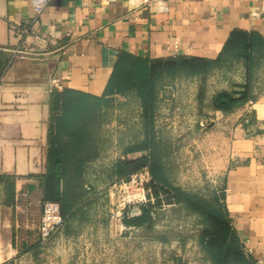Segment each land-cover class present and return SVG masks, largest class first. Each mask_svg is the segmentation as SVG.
<instances>
[{
    "label": "crops",
    "instance_id": "0c3cea01",
    "mask_svg": "<svg viewBox=\"0 0 264 264\" xmlns=\"http://www.w3.org/2000/svg\"><path fill=\"white\" fill-rule=\"evenodd\" d=\"M31 15V0H0V264H75L63 240L87 204L82 180L64 227L37 241L54 91L103 96L123 51L147 60L216 58L234 29L257 31L264 40V0H50L39 19L50 49L15 51L19 37L10 23H27ZM257 61L264 64V54ZM51 78L62 88H53ZM252 98L239 126L257 131L235 139L223 201L244 252L264 264V88Z\"/></svg>",
    "mask_w": 264,
    "mask_h": 264
},
{
    "label": "rangeland",
    "instance_id": "374dc122",
    "mask_svg": "<svg viewBox=\"0 0 264 264\" xmlns=\"http://www.w3.org/2000/svg\"><path fill=\"white\" fill-rule=\"evenodd\" d=\"M226 68L206 76L162 79L153 110L152 141L169 181L209 199L224 193L225 174L234 164L235 139L257 131L239 126L247 116L246 101L226 111L216 108L217 93L236 97L246 80L242 61ZM253 69L255 101L264 88V64L256 61ZM107 98L94 139L98 158L82 175L87 204L72 225L74 233L63 240L73 248L75 264H210L199 243L202 225L197 214L170 202L163 192L155 196L146 185L151 180L147 169L127 177L112 172L116 159L135 155L124 149L145 137V118L136 93ZM143 205L150 207L149 223L126 225L123 216ZM63 227L64 223L55 232Z\"/></svg>",
    "mask_w": 264,
    "mask_h": 264
},
{
    "label": "trees",
    "instance_id": "16d2710c",
    "mask_svg": "<svg viewBox=\"0 0 264 264\" xmlns=\"http://www.w3.org/2000/svg\"><path fill=\"white\" fill-rule=\"evenodd\" d=\"M264 54V40L254 30L234 29L225 40L216 58L198 55H179L161 59H142L128 52H121L115 61L105 94L95 96L70 90L54 91L51 101L49 126L50 146L47 156V171L44 174L43 200H55L61 205L65 218L70 214L72 200L78 195L82 180L83 164L96 153L94 139L96 128L101 125L102 108L107 105L104 95L136 93L143 104L145 140L127 146L125 154L145 151L138 157L119 158L112 172L128 176L147 169L151 180L146 184L155 196L160 192L170 202L182 204L197 214L202 227L199 243L210 264H254L253 258L244 252L242 242L233 226L222 197L215 194L211 199L172 184L152 140L153 110L158 83L168 77L206 76L215 69L229 67L242 61L246 80L236 97L226 92L214 96L216 108L229 110L236 103L247 101L252 96L251 74L258 57ZM136 215L126 213V225L142 226L150 221V207L143 205Z\"/></svg>",
    "mask_w": 264,
    "mask_h": 264
},
{
    "label": "built area",
    "instance_id": "2783aa9c",
    "mask_svg": "<svg viewBox=\"0 0 264 264\" xmlns=\"http://www.w3.org/2000/svg\"><path fill=\"white\" fill-rule=\"evenodd\" d=\"M49 1L50 0H31L32 15L29 21L23 24L10 23V28L19 37V47L16 48L15 51L31 48L38 51H48L50 49V41L43 35L39 25L40 16ZM50 84L53 88H62L57 78H51ZM63 223L64 217L61 212L60 203L55 200L42 201L38 223V241L41 243L48 241L55 230L62 226Z\"/></svg>",
    "mask_w": 264,
    "mask_h": 264
},
{
    "label": "water",
    "instance_id": "95a60500",
    "mask_svg": "<svg viewBox=\"0 0 264 264\" xmlns=\"http://www.w3.org/2000/svg\"><path fill=\"white\" fill-rule=\"evenodd\" d=\"M138 213H139V210H138V209H132V210L129 212L130 215H136V214H138Z\"/></svg>",
    "mask_w": 264,
    "mask_h": 264
}]
</instances>
